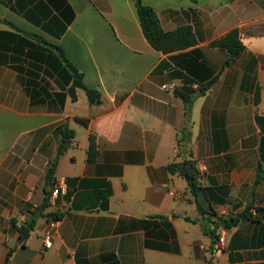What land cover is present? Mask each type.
<instances>
[{
    "label": "crops",
    "instance_id": "1",
    "mask_svg": "<svg viewBox=\"0 0 264 264\" xmlns=\"http://www.w3.org/2000/svg\"><path fill=\"white\" fill-rule=\"evenodd\" d=\"M142 1L165 31L191 26L197 44L156 51L134 0H0V264H264V0ZM234 29L244 51L225 66L212 43ZM52 45L100 94L94 104L80 88L72 99ZM62 129L74 135L52 197ZM189 158L203 214L169 170ZM49 188L52 246L46 217L23 243L13 222Z\"/></svg>",
    "mask_w": 264,
    "mask_h": 264
},
{
    "label": "trees",
    "instance_id": "2",
    "mask_svg": "<svg viewBox=\"0 0 264 264\" xmlns=\"http://www.w3.org/2000/svg\"><path fill=\"white\" fill-rule=\"evenodd\" d=\"M138 16L140 19V24L143 30V33L148 41V43L159 52L168 54L174 51L183 50L189 47H192L197 44V38L191 26H182L173 31H165L160 23V20L157 16V13L150 6H147L143 3L142 0H134ZM45 43V42H44ZM60 54L61 59L69 68L70 80L72 84L69 88V92L72 96V99H76V89L80 88L86 91L88 100L91 104H94L100 97V94L88 88L83 81V74L74 67L67 57L65 56L63 50L58 46L52 45ZM212 46L226 49L228 52V58L226 59L225 66L231 65L236 58L244 51V45L240 41V30L234 29L227 33L222 38L214 41ZM170 65L167 61H162L154 70L156 73H162L169 69ZM210 84H208L209 86ZM201 93H204L202 90ZM186 102L189 103L190 100L186 99ZM63 139L62 143L58 149V155L56 160L51 165L48 172V181L52 185L54 172L56 169L57 159L62 155L69 146L70 140L73 138L74 133L67 129H62ZM89 160L92 161L96 158V145L93 137L90 138V147L88 151ZM169 170L172 173H179V175L184 178L189 186V189L192 195L196 198L197 206L200 213L203 214V210L198 203V196L200 190V181H199V171L197 169V164L195 160L189 158L185 159L182 163H173L169 165ZM264 178V172H258L256 183H260ZM111 191L109 190V193ZM46 199L41 207L27 212V219L23 226L18 230L20 233V240L24 243L29 238L32 230L34 229L35 223L39 217H46L48 220H58L59 215L51 214L46 212L50 207V191L46 192ZM250 208L246 209L242 214L237 217L230 218L228 220H221L223 226L229 227L231 225H237L241 220L250 218L248 211ZM257 212H262L261 209H257ZM252 215V214H251ZM16 220L13 222L14 227ZM216 223V222H215ZM207 232V231H206ZM214 238H217L214 230L208 231ZM9 257V256H8ZM8 260V258H7Z\"/></svg>",
    "mask_w": 264,
    "mask_h": 264
},
{
    "label": "built area",
    "instance_id": "3",
    "mask_svg": "<svg viewBox=\"0 0 264 264\" xmlns=\"http://www.w3.org/2000/svg\"><path fill=\"white\" fill-rule=\"evenodd\" d=\"M65 188H66V178L65 177H60V178L55 179L51 187V196L56 197ZM26 219H27V215L22 214V216L16 220L15 226L17 230H19L23 226ZM56 222L57 220H51L46 225L44 235L42 237L43 245L45 248H50L52 246L53 236L56 231ZM219 244L221 247L225 245L224 237H221L219 239Z\"/></svg>",
    "mask_w": 264,
    "mask_h": 264
},
{
    "label": "water",
    "instance_id": "4",
    "mask_svg": "<svg viewBox=\"0 0 264 264\" xmlns=\"http://www.w3.org/2000/svg\"><path fill=\"white\" fill-rule=\"evenodd\" d=\"M50 190V188L48 189V191Z\"/></svg>",
    "mask_w": 264,
    "mask_h": 264
}]
</instances>
